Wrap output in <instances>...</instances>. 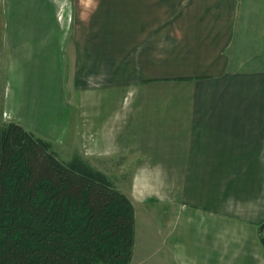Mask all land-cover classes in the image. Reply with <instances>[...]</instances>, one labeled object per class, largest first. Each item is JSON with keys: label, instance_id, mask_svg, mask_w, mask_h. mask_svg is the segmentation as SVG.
I'll use <instances>...</instances> for the list:
<instances>
[{"label": "crops", "instance_id": "0c3cea01", "mask_svg": "<svg viewBox=\"0 0 264 264\" xmlns=\"http://www.w3.org/2000/svg\"><path fill=\"white\" fill-rule=\"evenodd\" d=\"M75 1L0 0V121L94 152L116 138L111 150L147 169L143 190L125 192L131 264H264V0H152L156 11L114 32L75 30ZM71 63L86 68L68 83ZM150 168H162V191L145 187ZM149 201L165 205L161 217Z\"/></svg>", "mask_w": 264, "mask_h": 264}, {"label": "trees", "instance_id": "16d2710c", "mask_svg": "<svg viewBox=\"0 0 264 264\" xmlns=\"http://www.w3.org/2000/svg\"><path fill=\"white\" fill-rule=\"evenodd\" d=\"M264 251V221L258 226ZM135 207L76 152L0 121V264H131Z\"/></svg>", "mask_w": 264, "mask_h": 264}, {"label": "rangeland", "instance_id": "374dc122", "mask_svg": "<svg viewBox=\"0 0 264 264\" xmlns=\"http://www.w3.org/2000/svg\"><path fill=\"white\" fill-rule=\"evenodd\" d=\"M146 1L102 0L103 7L95 9V3H96L95 0H76L74 3L76 10V24H77L75 30L78 31V29L82 28L83 26L91 27L93 29L94 24H97V26L102 25L104 28H107L108 30H112L114 32L113 27L122 26L126 22L127 16L131 14L134 15L151 14L152 12L156 11L157 8L152 4V0H150L151 1L150 4L147 3ZM81 17H83L84 24L82 23ZM114 20L118 21V23H116ZM99 21L101 22L98 23ZM115 36H117V38H115ZM121 36H125V35H122L119 32L117 35L114 33H109L108 39L104 40V50L105 49L110 50L111 46L113 47L116 46L117 40H120L122 38ZM75 60L78 61V59ZM68 68L69 69H67V76L71 73L67 79L69 83L70 82L69 78H72V73H75L79 76L83 68H86V63H82V64L74 63V65L73 63H71V66H68ZM76 70L78 71V73H76ZM94 75H95L94 72L89 73V77L91 78L90 80L91 84L93 82L94 84L98 82V80L94 77ZM87 77H88V73L87 75H85L83 79ZM72 89L73 88L71 87H68L66 89L67 99L70 103L71 100L73 99L77 100V98L72 99V96L77 97V92L72 91ZM70 92L72 93V96L70 95ZM109 100H110L109 95L107 98L100 97L97 100L96 106L105 109ZM71 106L74 113L73 115H79L80 112L79 109L77 108L78 105L75 106L72 103ZM89 115H94V114L90 113ZM9 116L10 115H8V117ZM116 140H117L116 138L113 139L112 142L113 145L114 143H116ZM51 141L54 143L55 150L58 153L59 157L63 159H70L74 155V153L81 152V154L85 156L87 159H89L93 165L106 172L110 176V178L114 181V183L117 185V187L120 188L123 192H126L128 195H130V197L133 193L137 195L138 193H140V191L143 190L142 184L136 183L135 178L137 179V177L140 176L139 178H141L142 180L143 178L142 176L145 174V171L147 169L137 168V167L135 168L133 166L135 162L127 158L126 151L123 152H121L120 150L112 151L111 149H113V145L110 143L105 148L104 151H98V152H94L93 150H88L87 148L85 149V146H81L80 148L78 146L70 147L68 144L64 143L62 136L57 137L56 141L55 140H51ZM79 149H81V151H79ZM146 178H147L146 182H148L149 180L150 183V184L148 183L144 184L147 190H149L150 186L152 185L156 187L159 191H162V168H150V170L146 173ZM149 202L150 204H145V205L151 207L154 204L155 206L154 209L156 214H160L161 217L162 210L164 212L166 208L164 207L165 205H162V203L158 204V203H151V201ZM166 204L169 205V206L167 205L170 208L168 210L173 211L174 205H171L169 202H166ZM170 205L172 207H170ZM140 215L141 213L138 215L139 218L143 220V218ZM173 220H174L173 215L171 214V212H168V216L166 217V227L162 226V233L164 229H165V233H171V231H173L170 229L171 224H174ZM172 240H173V235L171 233L168 240L165 241L166 244L162 245V254L163 252H165L167 246L172 242Z\"/></svg>", "mask_w": 264, "mask_h": 264}]
</instances>
